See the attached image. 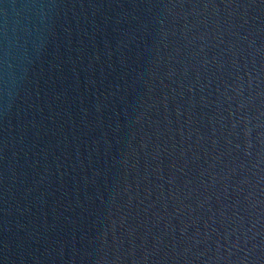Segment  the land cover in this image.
Wrapping results in <instances>:
<instances>
[{
	"label": "water",
	"instance_id": "1",
	"mask_svg": "<svg viewBox=\"0 0 264 264\" xmlns=\"http://www.w3.org/2000/svg\"><path fill=\"white\" fill-rule=\"evenodd\" d=\"M0 264H264V0H0Z\"/></svg>",
	"mask_w": 264,
	"mask_h": 264
}]
</instances>
